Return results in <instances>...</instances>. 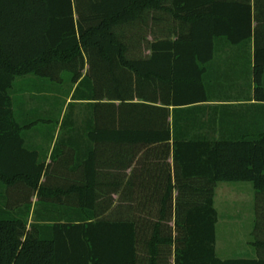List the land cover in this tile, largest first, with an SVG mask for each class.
Masks as SVG:
<instances>
[{"label":"trees","instance_id":"16d2710c","mask_svg":"<svg viewBox=\"0 0 264 264\" xmlns=\"http://www.w3.org/2000/svg\"><path fill=\"white\" fill-rule=\"evenodd\" d=\"M149 10L182 23L144 57L133 46ZM217 39L254 40L264 103V0H0V264H264V129L213 140L171 130V105L206 100ZM25 76L66 95L70 81L74 101H92L63 115L59 102L49 160L24 137L45 118L15 111ZM239 181L256 192L258 257L223 259L216 189Z\"/></svg>","mask_w":264,"mask_h":264},{"label":"crops","instance_id":"0c3cea01","mask_svg":"<svg viewBox=\"0 0 264 264\" xmlns=\"http://www.w3.org/2000/svg\"><path fill=\"white\" fill-rule=\"evenodd\" d=\"M181 23L166 11H147L145 25L141 24L144 28L141 37L135 41L133 48L137 50V54L150 57L152 44L160 38L175 40L178 35L173 30L178 31ZM169 28H172L171 36H168ZM214 49V57L207 63L203 75L206 100L187 105L170 106L173 136L176 134L185 138L205 137L210 140L221 137L239 138L264 129V103L254 98V40L241 45H233L227 40L217 39ZM208 51L209 46H204V53L207 54ZM85 65L83 77L89 69L87 57H85ZM36 80L38 84L31 83ZM41 82L40 79L33 77H18L13 90L14 107L16 112L37 113L45 118L44 121L34 122L27 127L24 137L33 149L45 154V157L42 155L41 159L49 160L63 132L62 121L55 123L48 120L58 112L59 102L63 104L61 105L63 115L71 102H77L76 114H78L81 108L92 101L88 99L74 101L73 94L77 84L73 85L70 81L68 82L69 95L60 93L55 85L48 83L44 85ZM70 125L71 130L76 129L77 136H86L82 121ZM70 133L73 134L72 131L66 132L65 130L64 136L70 138ZM170 144H173V139ZM170 161L172 162V158ZM257 257L258 253L255 250L253 257L242 258Z\"/></svg>","mask_w":264,"mask_h":264},{"label":"rangeland","instance_id":"374dc122","mask_svg":"<svg viewBox=\"0 0 264 264\" xmlns=\"http://www.w3.org/2000/svg\"><path fill=\"white\" fill-rule=\"evenodd\" d=\"M208 43L204 44V46ZM255 189L251 182H219L215 206L219 212L217 223V255L253 257L255 249L250 241L255 220ZM116 196L117 195H113Z\"/></svg>","mask_w":264,"mask_h":264}]
</instances>
